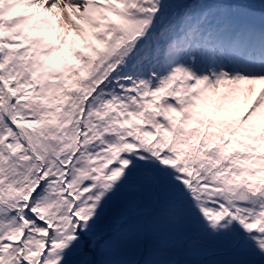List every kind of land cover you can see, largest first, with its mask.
<instances>
[{"label": "snow or ice", "instance_id": "snow-or-ice-1", "mask_svg": "<svg viewBox=\"0 0 264 264\" xmlns=\"http://www.w3.org/2000/svg\"><path fill=\"white\" fill-rule=\"evenodd\" d=\"M0 264H264V0H0Z\"/></svg>", "mask_w": 264, "mask_h": 264}]
</instances>
